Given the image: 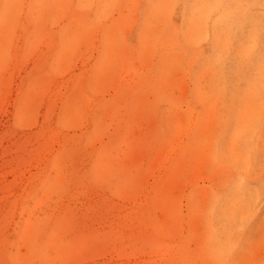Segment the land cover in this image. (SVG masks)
Returning <instances> with one entry per match:
<instances>
[{"label": "rangeland", "instance_id": "374dc122", "mask_svg": "<svg viewBox=\"0 0 264 264\" xmlns=\"http://www.w3.org/2000/svg\"><path fill=\"white\" fill-rule=\"evenodd\" d=\"M165 1L0 0V264H264V0Z\"/></svg>", "mask_w": 264, "mask_h": 264}, {"label": "bare ground", "instance_id": "6f19581e", "mask_svg": "<svg viewBox=\"0 0 264 264\" xmlns=\"http://www.w3.org/2000/svg\"><path fill=\"white\" fill-rule=\"evenodd\" d=\"M177 1V0H176ZM199 1V0H198ZM197 1V2H198ZM205 1H207V0H204V2ZM211 1V0H210ZM214 1H216V0H214ZM218 1V0H217ZM171 1H169V0H166L165 2H164V4H166V6L167 7H169L168 6V4L170 3ZM191 2V1H190ZM192 3V2H191ZM190 3V4H191ZM200 3H202V2H200ZM207 3V2H206ZM217 3V2H216ZM163 4V5H164ZM198 4H199V2H198ZM209 4V3H208ZM213 4V3H212ZM212 4H211V6H212ZM193 5V4H192ZM202 5H203V3H202ZM165 6V5H164ZM179 6V5H178ZM196 6V5H195ZM207 6H209V5H207ZM182 7V6H181ZM197 7V6H196ZM210 7V6H209ZM208 7V8H209ZM163 8V7H162ZM174 8V7H173ZM183 8V7H182ZM185 9H186V7H184ZM204 8V7H203ZM206 8V7H205ZM184 9V10H185ZM188 9V8H187ZM167 10H169V9H167ZM173 10V9H172ZM188 11V10H187ZM195 11V10H194ZM200 11H202V9L200 10ZM199 11V12H200ZM203 11H205L204 9H203ZM165 12V11H164ZM181 12V11H180ZM184 12V11H183ZM173 13V16H175L174 14H175V12L173 11L172 12ZM197 13H198V11H197ZM202 13V12H201ZM200 13V14H201ZM164 14V13H163ZM169 14H170V10H169ZM168 14V15H169ZM184 14V13H183ZM165 15V14H164ZM180 15V14H179ZM186 15H188V14H186ZM162 15H160V17H161ZM166 16H167V13H166ZM193 16V15H192ZM196 16H198V18H199V15H196ZM204 16V15H203ZM169 17H170V15H169ZM162 18H164L163 16H162ZM166 18V17H165ZM173 18V17H172ZM184 18H185V15H184ZM193 18V20L192 21H194V17H192ZM205 18H206V16H205ZM171 19V18H170ZM169 19V20H170ZM180 19V18H179ZM200 19H203V21H204V18H201L200 17ZM163 20V19H162ZM167 20V19H166ZM168 20V21H169ZM185 20V19H184ZM196 20V19H195ZM174 21V20H173ZM191 21V20H190ZM191 21V22H192ZM197 21V20H196ZM196 21H194L195 23H196ZM208 21V20H207ZM162 22V21H161ZM164 22V21H163ZM167 22V21H166ZM190 22V23H191ZM200 22V21H199ZM219 22H221V21H219ZM159 23H160V21H159ZM182 24V23H181ZM202 24V23H201ZM201 24H200V26H201ZM159 25V24H158ZM174 25V24H173ZM193 25V24H192ZM196 25V24H195ZM198 25V24H197ZM186 26V25H185ZM194 27V26H193ZM202 27H204L203 25H202ZM210 27V26H209ZM215 27H216V25H215ZM214 27V28H215ZM201 28V27H200ZM196 29H199V27L197 26L196 27ZM204 29H206V28H204ZM229 29V28H228ZM184 30V29H183ZM179 31V28L178 27H175V32H178ZM181 31H182V29H181ZM181 31H180V33H181ZM186 31V30H185ZM195 31V30H194ZM217 31V30H216ZM216 31H215V33H216ZM231 31V30H230ZM229 31V32H230ZM218 32V31H217ZM223 32V31H222ZM228 32V33H229ZM194 33V32H193ZM214 33V34H215ZM195 34V33H194ZM194 34H192V35H194ZM214 34H212V35H214ZM184 35H186V34H184ZM218 35V34H217ZM220 35H221V33H220ZM195 36V35H194ZM208 33H206V34H204L203 36H202V39H208ZM215 36V35H214ZM186 37V36H185ZM198 37V36H197ZM217 37V36H216ZM200 38V37H199ZM198 38V39H199ZM212 38V37H211ZM226 38V37H225ZM186 39V38H185ZM217 39V38H216ZM187 40V39H186ZM195 40V39H194ZM204 40V41H205ZM211 40H213L214 41V38H212ZM218 40V39H217ZM210 41V40H209ZM226 41H228V40H226ZM192 42V41H191ZM215 42V41H214ZM218 42V41H217ZM230 42V41H229ZM193 43V45L195 44L194 43V41L192 42ZM208 43V42H207ZM222 43L223 42H221V45H222ZM210 44V43H209ZM208 44V45H209ZM200 45V44H199ZM216 45V44H215ZM228 45V44H227ZM210 46V45H209ZM217 46V45H216ZM220 48V47H219ZM222 48H223V46H222ZM225 48V47H224ZM193 49V48H192ZM195 50H197V48L195 49ZM199 51H200V53H203V52H205V46H203V45H201V47L199 48ZM209 51V50H208ZM228 52H230V51H228ZM227 52V53H228ZM223 53V52H222ZM227 53H226V55H227ZM231 53V52H230ZM196 54V53H195ZM211 54V53H210ZM229 55V54H228ZM198 57H199V55H198ZM215 62H216V60H215ZM217 63V62H216ZM208 64H209V62H208ZM212 65V63L210 64V66ZM204 65H202V67H203ZM209 66V67H210ZM212 67V66H211ZM215 67V66H214ZM211 69V68H210ZM214 70V69H213ZM216 70L217 69H215V71L214 72H216ZM210 71H212V69L210 70ZM206 72V71H205ZM210 73V72H209ZM209 73H205L206 75L208 74L209 75ZM218 74V73H217ZM225 74V73H224ZM211 75H212V73H211ZM215 75V74H214ZM213 75V76H214ZM210 77V76H209ZM211 78V77H210ZM214 78V77H213ZM212 78V79H213ZM212 79H211V81H212ZM214 80H215V78H214ZM219 80V79H218ZM206 81V79H205V75H204V73H202L201 74V78L198 80V83H197V86H196V88L194 89V91H195V93L194 94H196V95H198V97H200V95H201V90H203V88L204 87H207V85L205 86V82ZM207 81H208V79H207ZM220 82V81H219ZM207 84H209V83H207ZM217 84H219V83H217ZM224 84V83H223ZM213 86H216V84L215 85H213ZM210 87H212V86H210ZM214 89H216L215 87H213ZM220 89V88H219ZM218 89V90H219ZM205 90L207 91V89L205 88ZM210 90V89H209ZM213 90V89H212ZM207 93V92H206ZM212 93H214V92H212ZM238 93V92H237ZM216 94V93H215ZM237 96V95H236ZM236 96H235V98H236ZM203 97L205 98V96L203 95ZM238 99H239V97H238ZM238 101H241L240 99L238 100ZM195 103V102H194ZM250 104V103H249ZM239 105H241V104H239ZM251 105V104H250ZM242 106H243V104H242ZM241 106V107H242ZM252 106V105H251ZM260 106V105H259ZM191 113H190V115H188L187 117H186V122L185 123H183V124H181V126H182V128L180 129V132H179V134H178V136L174 139L175 141L174 142H171L170 143V145H169V150H172V151H180L181 149H183V145H184V141H183V139H188L189 138V136H190V134H191V129H192V127L194 128H198L199 127V125H200V123H201V118H202V112H199V111H197V112H193L194 110L193 109H195V105H191ZM241 107H240V109H241ZM253 107V106H252ZM263 107H264V105H263ZM245 108H248L249 109V106L247 107H245ZM257 108H260V107H256V109ZM255 109V110H256ZM244 110V109H243ZM245 111V110H244ZM264 111V110H263ZM255 112V111H254ZM253 111H252V113H254ZM244 113V112H243ZM242 113V114H243ZM249 113H250V109H249ZM256 113V112H255ZM264 113V112H263ZM209 116V118H211V114H209L208 115ZM242 116V115H241ZM241 120H242V118H241ZM243 120H245L244 119V117H243ZM253 120V119H252ZM240 124L241 123H243V122H239ZM239 129H237V131H236V133H235V135L233 136V138H232V140H231V151H235V150H237V144H238V142H239V139L243 136V133H244V131H245V128H244V126H241V127H239V126H237ZM212 145H213V143H212ZM209 146H211V143L209 144ZM208 147V146H207ZM212 147V146H211ZM164 154V153H163ZM233 156H234V158L236 159L237 158V153H235V154H233ZM167 157H169V156H167ZM206 190V189H205ZM202 192V191H201ZM205 195V194H204ZM208 196L206 195V198H207ZM191 260V259H190ZM202 260L204 261L205 259H204V256L202 255Z\"/></svg>", "mask_w": 264, "mask_h": 264}]
</instances>
